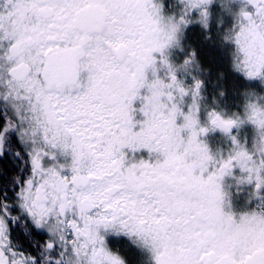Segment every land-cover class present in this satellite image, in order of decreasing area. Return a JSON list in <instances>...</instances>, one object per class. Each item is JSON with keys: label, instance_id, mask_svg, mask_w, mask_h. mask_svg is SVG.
<instances>
[{"label": "snow or ice", "instance_id": "6c2138e0", "mask_svg": "<svg viewBox=\"0 0 264 264\" xmlns=\"http://www.w3.org/2000/svg\"><path fill=\"white\" fill-rule=\"evenodd\" d=\"M0 264H264V0H0Z\"/></svg>", "mask_w": 264, "mask_h": 264}, {"label": "flooded vegetation", "instance_id": "af4514ba", "mask_svg": "<svg viewBox=\"0 0 264 264\" xmlns=\"http://www.w3.org/2000/svg\"><path fill=\"white\" fill-rule=\"evenodd\" d=\"M13 174H14V173H9L8 175L11 176V175H13Z\"/></svg>", "mask_w": 264, "mask_h": 264}]
</instances>
